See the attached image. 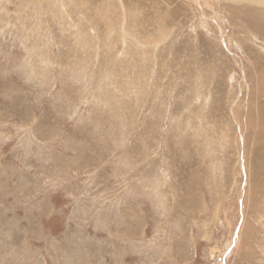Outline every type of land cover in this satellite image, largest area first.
Wrapping results in <instances>:
<instances>
[{"label":"rangeland","instance_id":"374dc122","mask_svg":"<svg viewBox=\"0 0 264 264\" xmlns=\"http://www.w3.org/2000/svg\"><path fill=\"white\" fill-rule=\"evenodd\" d=\"M264 264V0H0V264Z\"/></svg>","mask_w":264,"mask_h":264},{"label":"bare ground","instance_id":"6f19581e","mask_svg":"<svg viewBox=\"0 0 264 264\" xmlns=\"http://www.w3.org/2000/svg\"><path fill=\"white\" fill-rule=\"evenodd\" d=\"M223 261L225 262V260H223V259H221V258L219 259V263H220V264H224Z\"/></svg>","mask_w":264,"mask_h":264}]
</instances>
